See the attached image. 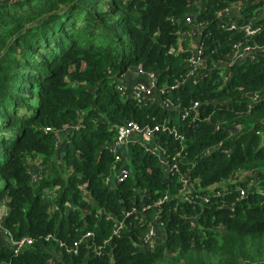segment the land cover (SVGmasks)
Returning a JSON list of instances; mask_svg holds the SVG:
<instances>
[{"label":"trees","instance_id":"16d2710c","mask_svg":"<svg viewBox=\"0 0 264 264\" xmlns=\"http://www.w3.org/2000/svg\"><path fill=\"white\" fill-rule=\"evenodd\" d=\"M235 3L236 16H220ZM188 15L206 22L204 75L175 86L191 55L181 36ZM248 21L251 35L240 28ZM237 45L260 55L240 58L225 75L215 65ZM134 67L153 72L160 99L178 111L122 96L118 78ZM251 92L262 96L248 108ZM127 121L157 126L162 153L130 144V176L115 184L109 147ZM262 189L264 0L0 1L3 226L33 240L17 254L0 244V264H264ZM137 191L152 204L167 199L142 210ZM151 222L164 238L147 250ZM60 241L78 242L76 251Z\"/></svg>","mask_w":264,"mask_h":264},{"label":"built area","instance_id":"2783aa9c","mask_svg":"<svg viewBox=\"0 0 264 264\" xmlns=\"http://www.w3.org/2000/svg\"><path fill=\"white\" fill-rule=\"evenodd\" d=\"M5 1V0H0ZM240 4L235 3L229 7H227L224 11L221 12L220 16L231 18L232 16H236L239 12ZM186 24H190V28L185 31L181 36L183 38L188 37L189 38V46L191 55L188 58V71L183 76L181 80L176 81L175 86H178L184 82H197L200 79H202V76L204 75L202 69L203 66H205V61L202 59V32L205 28L206 22H195V19L191 16H186L185 18ZM227 28L232 29L235 28L237 25L236 19L231 21L230 23L226 24ZM241 29H244L245 32L248 35H251L254 33L253 26L251 24V21L246 22L245 25L240 26ZM196 37V40L194 39ZM194 40V44L192 41ZM257 49H245L240 50L238 45L235 46V50L229 54L227 59L225 61H220L217 63V67H223L224 74L227 75L229 72V68L234 65L237 61H239L240 58L245 57L249 55L252 59H255L259 57L260 54L257 53ZM128 72V71H127ZM126 72V73H127ZM126 73L122 74L118 79V82L115 86L116 90L122 95L129 97L131 99H134L135 101L139 103H148L151 102L153 99L158 100L166 109H175L178 111L176 106L169 100V99H160V93L163 91L158 90L156 87V79L153 72H146L143 71L141 68L136 67V70L134 72L135 79L127 82L126 79ZM262 93L260 92H251L247 97V105L246 107L252 108L255 104H257L261 99ZM198 103L194 102L191 110L196 111L198 108ZM187 115V111H184L182 114V117ZM197 116V113H195V116ZM158 129L157 126L151 128L149 126L140 127L136 122L134 121H127L121 125H119L116 128L115 134L113 136V139L110 143L109 150L114 155L115 164L113 165L112 169L114 172V179L112 180L115 184L120 183L128 179L130 176V167H129V158L131 155V149L129 147L130 144H142L145 150L150 151L151 153H155L160 155L162 153V149L155 144L154 140V132ZM57 140H60V135L57 138ZM206 154V152H205ZM164 167L167 171H171L173 169H176L175 164H171L168 161H164ZM108 181V179H107ZM253 181V180H252ZM114 185V184H111ZM140 195V203L143 204L142 210H147L150 207H159L161 203L167 199V197H163L159 199L156 203L152 204L147 202L145 198V191H137ZM264 194V189L260 191ZM241 193H243L241 191ZM214 195H218V193H213ZM211 193L204 194L200 196V199H202L204 202H208L210 200ZM185 200L191 201V199L188 196H183ZM136 211V208H132L128 214H132ZM122 226V222H117L116 225L113 227L112 234H118L119 230ZM0 235L3 237L2 241H0V244L9 246L13 253L17 254L21 250H23L28 245L32 244L33 240L29 237H21L19 239H14L10 232L3 226V221H0ZM92 232L87 231L83 234L82 240L86 243L90 242V238L92 237ZM158 235V237H156ZM51 238L50 235L46 236V239ZM164 238V232L163 228H161V224L157 225L154 222H151L146 230V233L144 235V248L147 250L154 249L161 240ZM104 243H107L105 240ZM78 242H74L72 247L66 246L63 242H59V245L61 247H64L65 250L70 252H75V247L77 246Z\"/></svg>","mask_w":264,"mask_h":264},{"label":"rangeland","instance_id":"374dc122","mask_svg":"<svg viewBox=\"0 0 264 264\" xmlns=\"http://www.w3.org/2000/svg\"><path fill=\"white\" fill-rule=\"evenodd\" d=\"M194 39L196 40V37H194ZM192 43L194 44V40L192 41ZM135 70H136V67L130 68L128 71H134L135 72ZM33 166L34 165H32V167ZM7 211H8V202L7 201L0 202V221H3V218L7 214ZM156 237H158V235ZM2 238L3 237L0 235V241H2Z\"/></svg>","mask_w":264,"mask_h":264},{"label":"crops","instance_id":"0c3cea01","mask_svg":"<svg viewBox=\"0 0 264 264\" xmlns=\"http://www.w3.org/2000/svg\"><path fill=\"white\" fill-rule=\"evenodd\" d=\"M125 77L127 79V82L129 83L131 80L135 79L134 71H128Z\"/></svg>","mask_w":264,"mask_h":264}]
</instances>
